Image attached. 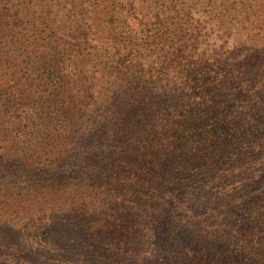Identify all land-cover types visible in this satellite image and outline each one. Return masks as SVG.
<instances>
[{
    "label": "trees",
    "instance_id": "16d2710c",
    "mask_svg": "<svg viewBox=\"0 0 264 264\" xmlns=\"http://www.w3.org/2000/svg\"><path fill=\"white\" fill-rule=\"evenodd\" d=\"M0 264H264V0H0Z\"/></svg>",
    "mask_w": 264,
    "mask_h": 264
},
{
    "label": "rangeland",
    "instance_id": "374dc122",
    "mask_svg": "<svg viewBox=\"0 0 264 264\" xmlns=\"http://www.w3.org/2000/svg\"><path fill=\"white\" fill-rule=\"evenodd\" d=\"M213 38H219L218 36H216V37H213ZM35 262H37V261H33V263H35Z\"/></svg>",
    "mask_w": 264,
    "mask_h": 264
}]
</instances>
